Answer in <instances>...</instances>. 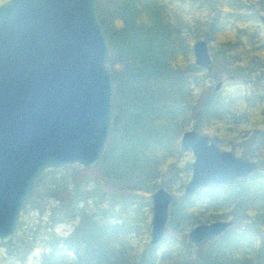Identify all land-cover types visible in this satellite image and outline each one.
Segmentation results:
<instances>
[{"label": "trees", "instance_id": "16d2710c", "mask_svg": "<svg viewBox=\"0 0 264 264\" xmlns=\"http://www.w3.org/2000/svg\"><path fill=\"white\" fill-rule=\"evenodd\" d=\"M263 9L262 0H98L97 15L109 46L106 63L113 82L110 136L94 167L99 175L88 180L87 175L94 168L77 164L45 170L33 185L14 237L0 242L4 248L0 264H27L38 247L47 248L41 252V264H84L86 259L91 264L106 263L115 244H126L125 234L143 227L139 213L143 205L150 206L151 193L163 185L156 181L162 175V167L171 168L179 181L178 188L185 185L191 159H184L185 150L180 146L175 147L176 154L172 153V143L181 126L192 123L199 132L212 127L211 139L218 146H233L234 142L217 138L226 136L223 124L227 118L246 114L237 108L238 101L245 97L238 95L235 86L228 92H214L206 79L227 77L233 81L237 76L254 75L264 86V33L259 35L251 26L259 21ZM237 22L247 25L236 26ZM109 25L117 30L116 35L124 44L116 47L115 53L109 44ZM230 26L235 28L233 36L226 35ZM198 39L207 40L212 51L213 63L207 67L209 76L205 79L200 76L204 68L196 65L193 57L192 43ZM114 65L119 69L112 71ZM254 100L258 109L249 117L253 128L246 143L250 150H244L242 156L256 158L257 170L244 178L200 188L187 197L173 194L174 208L166 238L171 243L187 246L191 242L188 227L202 223L204 215L233 221L203 253H197L191 264H213V258L216 264H264V93H255ZM126 109L131 111L129 120L119 123L120 112ZM147 110H161L151 121L159 119L174 130V135L164 147L146 146L139 154L133 138L141 123L134 111ZM119 125V137L124 136L126 144L114 152L109 165L108 148ZM103 187L111 191L106 192ZM48 199L56 201L50 208ZM134 204L138 206L132 208ZM46 210L48 216L43 220ZM32 212H38L37 217ZM76 220L77 225L66 236L55 231L57 224ZM127 222L132 225L127 227ZM29 224L36 225L35 229ZM104 225L118 230L113 248L101 258L89 254L92 243L86 230ZM144 228L150 233V221L144 222ZM59 245L64 251L71 250L74 258L67 259ZM162 256L158 247L147 245L139 256L122 262L158 264Z\"/></svg>", "mask_w": 264, "mask_h": 264}, {"label": "water", "instance_id": "95a60500", "mask_svg": "<svg viewBox=\"0 0 264 264\" xmlns=\"http://www.w3.org/2000/svg\"><path fill=\"white\" fill-rule=\"evenodd\" d=\"M264 28V14L259 15ZM194 62L211 64L209 43H192ZM109 46L97 0H5L0 4V242H9L36 179L47 169L98 164L108 142L113 82ZM219 81L214 86L218 90ZM180 147L193 156L182 196L249 176L256 160L220 149L195 129ZM149 244L165 235L169 205L164 187L150 195ZM233 225L214 220L190 228L200 248Z\"/></svg>", "mask_w": 264, "mask_h": 264}, {"label": "rangeland", "instance_id": "374dc122", "mask_svg": "<svg viewBox=\"0 0 264 264\" xmlns=\"http://www.w3.org/2000/svg\"><path fill=\"white\" fill-rule=\"evenodd\" d=\"M5 0H0V4L2 2H4ZM257 0H254V2ZM98 2V0H97ZM262 2L264 3V0H262ZM118 9H120V7H117ZM113 7L110 6L109 10L110 12H112ZM109 12V14H110ZM260 13H264V9L260 12ZM247 25V23H242V22H237L235 25L236 26H244ZM248 24H251L250 22H248ZM253 28H256L258 30V34L261 35L262 33H264L263 28L260 29V27H262V25L258 22L256 23H252L251 25ZM115 35H113L114 33ZM109 32L112 33V40L110 41V47L112 49V53H115V48L116 47H124V44L120 41L122 38L121 37H117L116 32L117 30H114L113 28H111V26L109 25ZM226 35L227 36H233L235 35V28H233L232 26H230L229 28H227L226 31ZM209 43V42H208ZM210 54L212 56V51L210 50ZM109 56V54H108ZM108 69L110 68L109 66H107ZM119 69V66H115L112 67V71H116ZM110 71V70H109ZM200 76H203L204 79L205 77H208V70H203L202 72H200ZM207 78V85H210L211 87L214 86L215 84V80H209ZM234 86H236V82L235 80L233 81H229L226 80L224 81L221 89L223 90V92H228V90H232V88H234ZM240 90L247 92L249 94H255V93H264V86H263V82H261V80H257L252 79L251 82L240 86ZM252 96V95H250ZM262 107H264V105H261ZM239 107H242L239 106ZM258 109V105H254L253 109L250 111V114L248 113L247 115L244 116V118H240V119H235L232 117H229L225 120L224 124H223V128L227 130V135L230 136L233 141H234V145L233 146H227L225 149L231 150L233 151L237 156H242L243 151L245 150H250L248 143H246L251 134H252V120L249 118V116L252 113H255V111ZM161 112V110H147V111H134V114L136 115L137 119L140 120L141 125H139L140 127L137 128V135L133 138L134 141H136L138 143L139 146V150L138 153L140 154L142 152V148L146 147V146H152V145H158L159 148L164 147L165 144H168L170 142L171 137L174 135V130L172 128H167L165 124H163L159 119H157V121L152 120V117H156L159 115V113ZM131 111H121L119 115V123H122L121 121H123L124 123H126L129 120V116H130ZM238 116V114H237ZM249 118V119H248ZM257 120V119H256ZM121 126H117L116 130H114V132L112 133V139H111V144H109V148L108 151L109 153H107V164L111 163V159H112V155L114 154L115 151L118 150V148L123 145L126 144V139L125 137H119L120 135V131L122 130ZM189 129H193L192 127V123H187L184 124V126H181L176 135H175V140H173L172 143V153L176 154L175 151V147H179V143H180V137L181 134ZM124 132L126 133V126L124 127ZM202 133L211 136V134L214 133V130L212 127L210 128H206L204 130L201 131ZM110 136V134H109ZM127 136V133H126ZM109 139V138H108ZM183 157L184 159H191V161L193 160V156L191 154V152L189 150L184 151L183 153ZM243 157V156H242ZM253 160H256V158H254ZM180 162H182V159L180 158L179 160ZM257 161V160H256ZM78 165V164H77ZM98 165V164H97ZM96 165V166H97ZM94 166V167H96ZM92 167V168H94ZM161 173L162 175L156 180L159 183H162L163 185L161 187H164L167 191H169L172 194H182V188H178L179 186V181L174 178L173 176V171H171V168H167L162 167L161 168ZM98 176L99 175V170L97 168H94L92 170V172H90L87 175V178H90V176ZM190 176V173L188 174V178ZM188 178H186V181L188 180ZM89 180V179H88ZM167 184H170L171 187L167 188ZM88 188H91V185H89ZM104 191L106 192H110V189H106L105 187ZM174 192H173V191ZM151 200V198H150ZM48 206L50 208V206L52 204H54L56 201L48 199ZM139 204V201H135ZM47 206V208H48ZM138 205H133V207H137ZM173 201L171 202V204L169 205V211H168V220L166 223V227H165V235L164 238L157 244L154 245L156 247H158L160 253L163 255L162 258L159 260L158 264H191V262L196 258L197 253L198 252H204L206 250V248L208 247L209 243L212 241H208L205 245H203L200 250L198 251L197 247L194 246V244L192 243V241L190 243H188V245L184 246L181 242H177V243H171L169 240H167V233L170 232V228H169V221L171 219V212L173 209ZM93 213V212H92ZM32 214L37 217L38 212H32ZM48 216V210H46V212L43 214V220H45V218ZM140 216V220L143 224V227L141 228H136L134 231L125 234V236L123 237V239H125L126 244L120 246L119 243L115 244V251L112 252L113 255L108 257V260L106 263L104 264H123L124 260H129V258H135L137 256H139L140 252L144 249H146L147 245L149 244V240H150V233H148L145 228H144V222L146 220L150 221L151 220V216H152V211H151V202H150V206H142L141 212L139 213ZM208 215H204L202 217V223H208L214 220H224L222 218H218V217H212V216H208ZM113 220V219H112ZM111 220V221H112ZM77 220L71 223H61V224H57L55 226V231L59 234V236H66L73 228L74 226L77 225ZM131 223L127 222L126 226L130 227L131 225H129ZM28 227H31L32 229H35L36 225H31L29 224ZM193 227V226H192ZM192 227H188V232L190 230V228ZM27 228V227H26ZM117 229L114 228H110L107 225L98 227V229H88L86 230V234L87 237L91 240L92 243V247L89 249V254L90 255H95L98 257L103 258L106 254L109 253L111 247L113 248V240L114 237L116 236V232ZM172 247H176L179 248L180 250H172ZM58 249L60 252H64L67 259H73L74 258V253L69 250V251H64L61 247V245L58 246ZM44 250V252L47 251L46 247H38L35 251L32 252V254L29 256L27 264H41V252ZM119 250V251H118ZM4 251L3 247H0V253L2 254ZM118 251V252H117ZM180 251V252H178ZM211 257L207 258L210 259ZM213 258V257H212ZM123 261V262H122ZM212 263L216 264L215 258L212 259ZM84 264H91V262L86 259Z\"/></svg>", "mask_w": 264, "mask_h": 264}, {"label": "flooded vegetation", "instance_id": "af4514ba", "mask_svg": "<svg viewBox=\"0 0 264 264\" xmlns=\"http://www.w3.org/2000/svg\"><path fill=\"white\" fill-rule=\"evenodd\" d=\"M260 14H264V13H260ZM259 14V15H260ZM259 15H258V20H259ZM258 23H260L261 24V22H260V20L258 21ZM262 25V24H261ZM261 28H263V26L261 27ZM263 30H264V28H263ZM209 51H210V49H209ZM212 63H213V60H212V62H211V64H209V65H206V66H204V67H202V68H204L205 70L207 69V67H209V66H211L212 65ZM201 67V66H200ZM213 69H215V67H213ZM238 77V76H237ZM237 77H235V82H236V86H235V89H236V92L238 93V95L240 96V97H245V99H241V100H239L238 101V103H237V105H238V110H240V111H245V115H247L248 113H250V111L253 109V107H254V105H255V100H254V97H255V94H249V93H247V92H244V91H241L240 90V86H242V85H245V84H247V83H249V82H251L252 81V79H255V77H254V75L251 77V78H249V77H240V78H237ZM225 79L226 80H228V79H230V78H227V77H224V78H222V79H220V80H215V84H214V86L216 85V83L217 82H219V81H221L222 82V85H223V83H224V81H225ZM232 79V78H231ZM222 85H221V87H222ZM214 86L212 87V89H213V91L214 92H219L220 90H222L221 89V87L218 89V90H215L214 89ZM250 95H252V96H250ZM246 99H248V100H246ZM242 105V107H239V106H241ZM244 115V116H245ZM244 116H242L243 118H244ZM242 117H237V118H235V119H240V118H242ZM250 117V116H249ZM249 119V118H248ZM201 134H204V133H202V132H200ZM206 135V134H205ZM212 135V134H211ZM208 136V135H207ZM208 139H209V141H211V142H213V143H215L216 145H217V143L214 141V140H212L211 139V136H208ZM217 140L218 141H225V142H229V141H232V142H234L233 141V139L232 138H230V136H228L227 134H226V136H221V137H219V138H217ZM218 146V145H217ZM231 146V145H230ZM220 149H225L226 148V146L224 147V148H221L220 146H218ZM184 150V149H183ZM186 151V150H185ZM233 152V151H232ZM234 153V152H233ZM235 154V153H234ZM236 155V154H235ZM242 157V156H241ZM243 158H245V157H243ZM247 159V158H246ZM174 196V195H173Z\"/></svg>", "mask_w": 264, "mask_h": 264}]
</instances>
